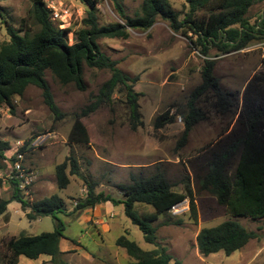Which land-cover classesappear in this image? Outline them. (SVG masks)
Wrapping results in <instances>:
<instances>
[{
    "label": "trees",
    "instance_id": "1",
    "mask_svg": "<svg viewBox=\"0 0 264 264\" xmlns=\"http://www.w3.org/2000/svg\"><path fill=\"white\" fill-rule=\"evenodd\" d=\"M87 7L81 21V28L73 33V42L67 40L68 30H60L50 21L49 11L43 0H33L27 16L20 22L19 29L10 26L1 13L8 41L0 44V108H13L15 98L22 97L27 88L34 87L40 92L55 122L64 119L52 96L45 79V72L62 86L73 85L84 92L83 66L94 71H107L110 78L98 89L91 103L79 113L74 114L73 124L67 137V145L89 146L91 132L81 121L102 106L110 108L115 103L123 104L132 130L143 127L138 94L132 89L136 79H131L117 69V63L100 51L101 39L128 38V31H147L157 20L167 22L175 33L195 37L193 48L203 57L200 67L201 84L190 94L187 111L178 110L170 115L169 111L157 115L152 123L154 131H159L174 122L175 116L183 119V132L176 143L175 151L184 147L190 129L207 119V114L199 103L205 100L219 115L234 114L235 94L223 90L214 74L215 61L210 53L224 55L239 52L253 42H264V10L252 25L248 20L250 9L264 0H183L188 12L179 20V15L170 4L171 0H143L139 11L133 17L126 15L122 0H107L120 22L100 26L97 21L98 0H81ZM264 75H256L248 82L242 95L240 110L235 127L228 136L215 145L203 148L198 158L190 162L194 165V178L197 194L201 192L216 199L232 219H264ZM123 97L121 101L115 97ZM203 99V100H202ZM32 139L26 141L30 146ZM25 146L19 152H24ZM9 145L0 141V155ZM79 161L70 152L62 163L55 167V182L58 190H65L70 177L87 182L81 174ZM197 163V164H196ZM128 184H115L113 189L121 199L113 198L105 191L95 192L99 183H88L85 197L80 198L74 212H80L107 202L122 205L123 213L131 226L136 227L144 242L153 245L145 251L125 236L116 239V246L125 250L130 257L128 264H181L172 260L165 248L157 244L156 228L153 224L161 217L171 218L170 210L179 203L190 199L191 219L197 221V209L193 201V191L189 176L185 175L179 185L172 184L166 172L154 166L152 172L144 174L130 172ZM11 200L28 211L26 217L32 221L51 217L55 223L53 232L37 236L5 237L0 241V264H17L23 256L35 260L40 256H50L51 263L61 253L58 240L62 225L57 217L64 211L65 203L57 195L40 201L31 202L25 198L17 183H10ZM177 187L175 190L174 187ZM8 201L0 198V216L6 211ZM148 207L142 211L135 206ZM150 209V210H148ZM177 221L176 223H178ZM256 234L246 230L240 223L228 219L220 224L202 228L196 236L199 254L207 257L223 253L226 257L242 250Z\"/></svg>",
    "mask_w": 264,
    "mask_h": 264
},
{
    "label": "rangeland",
    "instance_id": "2",
    "mask_svg": "<svg viewBox=\"0 0 264 264\" xmlns=\"http://www.w3.org/2000/svg\"><path fill=\"white\" fill-rule=\"evenodd\" d=\"M53 1L59 7L69 11V24L61 29L69 31L66 37L71 44L73 33L81 28V21L85 16L87 7L81 0ZM142 1L122 0L126 15L133 17L139 11ZM32 2L33 0H0L1 13L6 22L17 30L21 20L27 16L31 9ZM170 4L172 9L178 13V19L182 20L188 12L184 1L171 0ZM262 6L263 4L255 5L250 9L248 13L250 23L255 22V18L262 11ZM96 16L100 26L120 22L107 0H98ZM128 34V38L125 40L101 39L98 43L100 51L117 63L118 70L131 79H136L132 84V89L139 95L138 105L144 126L132 130L128 124L126 108L120 103H115L110 108L102 106L81 120L90 130L92 140L89 146L74 145L72 148L69 147V154L70 152L75 154L79 161L80 172L87 181L85 183L79 179L78 185L81 194L77 197L74 196V207L80 198L85 197L88 183H99L95 189L96 193L105 191L111 194L113 198L121 199L118 196L119 193L113 189V185L128 184L129 182L126 180H128V174L132 170H135V173L143 171L144 174H148L152 172L154 166H159L166 172L168 180L176 186L181 183L185 175L189 176V183L194 196L193 201L197 209V221L194 222L189 211L190 199L187 198L184 200L186 201L184 213L176 216L171 214L170 219L169 217H161L153 224L157 229V244L166 249L172 260L179 261L181 264H264V219L256 221L248 218L232 219L226 214L224 208L217 204L215 198L205 192L197 194L198 184L194 178V165L190 164L196 156L201 154L202 146L215 144L219 141L220 136L223 138L225 134L228 136L232 132L238 119L237 113L241 106L245 87L252 77L261 74L259 72L262 71L263 67H260L258 73L252 75L247 83L243 81L238 85L237 91H227L234 93L235 98L238 99L237 102L234 99V103L239 102L234 108V114L223 115L220 118L218 112L212 113V109L206 108V103V107L202 106V108L207 114V119L202 121L201 125L198 123L193 126L187 134L184 147L175 151L176 143L184 129L182 116L176 115L172 124L159 131L153 130L152 123L157 114L166 111H169L170 115L175 114L178 103L185 101V95L198 87V65L202 63V59L198 50H195L192 45L195 37L191 34L175 33L170 29L167 22L160 19L147 31L129 30ZM6 41H8V37L5 24L0 19V44ZM262 43L258 42V49L262 48ZM222 56L224 55L218 54L211 57L217 65L216 75L220 80V87L228 82V72H230L228 69L230 62ZM242 61L241 58L236 59L238 65H241ZM109 78L110 74L107 71H94L84 65L83 81L86 90L79 92L73 85H60L50 72L46 71L45 79L56 105L65 115L64 119L55 122L46 106L43 105L40 92L34 87H29L22 97L14 99L11 110L4 106L6 109L0 111V114L8 113L12 117L7 124L5 121L4 125H14L19 136H23L25 141L42 136L44 139L42 145L34 150L42 149L52 143L58 144L57 147L59 148L55 151L58 156H61L62 151H66L67 148L60 143H67L74 114L79 113L91 103V99L97 95L99 87ZM115 98L119 101L124 99L121 96ZM158 99H160L159 104L157 103ZM96 157H101L108 164L97 162L99 160ZM128 162L133 169H129V165L123 167V164ZM72 178L74 179L73 176ZM78 185L72 182L67 191L75 195L78 194ZM176 186L174 187L175 190L177 189ZM120 212L115 221L112 222L111 233L105 236L102 230H98L96 227L92 232H88V234L97 233V237L93 240L94 244L85 247V251L94 254L90 264H116L111 262L113 259L108 255H111L115 248L112 241L120 236H125L123 230H119L118 221L125 220L127 223L125 226L129 228L128 220L121 209ZM57 217L62 225V229H60L62 234L58 241H70L72 246L75 245L76 247L77 240L81 241L82 246L86 244L85 241H89V239L81 237L80 234L84 236L83 228L79 227L77 222L67 218L65 214H59ZM228 219L237 221L246 230L255 233L256 238L251 240L239 253H234L229 257L221 252L207 257L201 256L196 248L198 232L202 228L216 226ZM46 221L42 227H45L46 224L50 225L51 227H49L53 232L56 229L53 219L48 218ZM177 221L179 222L176 223ZM40 230L45 231L46 229ZM130 230L129 235L125 237L136 242L141 249L151 251L155 248L153 245L144 242L142 234L136 227H131ZM29 232L38 231L30 230L23 234ZM103 249L106 252H98ZM119 249L121 248L119 247ZM58 251L60 252L59 247ZM112 256L114 257V254ZM71 257L69 254L61 253L55 258L54 264H85L81 258Z\"/></svg>",
    "mask_w": 264,
    "mask_h": 264
},
{
    "label": "crops",
    "instance_id": "3",
    "mask_svg": "<svg viewBox=\"0 0 264 264\" xmlns=\"http://www.w3.org/2000/svg\"><path fill=\"white\" fill-rule=\"evenodd\" d=\"M261 4H263L262 11L255 18V22H256L257 18L259 16H261V14L263 13L264 2L257 4V5H261ZM249 23H250V21H249ZM254 23H250V24L253 25ZM188 34H190V33H188ZM259 43H261V42H259ZM257 44H258V42H253L247 48H245L239 52H233L232 54H229V55L224 54V56H222L223 58H226V60L230 62L229 67H228V69L230 70V72H228L229 73V75H228L229 80H228V82H226V84H224V86L221 87L223 90H225V91H229V90L237 91L236 90L237 86L240 85L243 81H245V83H247L249 81V79L252 77V75L258 73L260 67H263V69L259 73L264 75V71H263L264 70V63L262 62L261 50L257 48ZM210 55H211L210 57H214L215 52L212 51L210 53ZM227 56H228V58H227ZM222 57H219V58H222ZM200 58L203 61V57L200 56ZM238 58L239 59L241 58L243 60L241 62V65H238V63L236 62V59H238ZM250 58H252V59L250 60ZM210 59H212V58H210ZM200 67H201V63H199V65H198L199 81H198L197 86H199L201 84ZM216 68H217V65L215 63L214 74L217 77ZM218 80H219V78H218ZM219 82H220V80H219ZM197 86H195V87H197ZM170 89L172 90V88H170ZM192 92L193 91L188 92L187 95H185V97H184L185 101H183L182 103L181 102L178 103V108L176 109V112H178V110H183L184 112L187 111L186 104H187L188 98ZM235 100H236V102L238 101L237 98H235ZM236 102H235V107L239 103V102L238 103H236ZM157 103L158 104L160 103V99H158ZM199 104L201 107L202 106L206 107L205 100L201 101ZM173 107H175V106H173ZM206 108L207 109L210 108L213 111L212 113H216V111L214 112V109L211 108L208 104H207ZM3 109H6V107L0 108V111H4ZM239 110H240V108H239ZM139 111H140V106H139ZM238 113H239V111H238ZM238 113H237V116H238ZM2 115H3V117H2ZM157 115H159V114H157ZM228 115H230V114H228ZM228 115H225V116H228ZM218 117L221 118V115H218ZM11 118L12 117L8 113L7 114L6 113L0 114V140L8 143V145H9V149L3 151V153L0 155V198L9 202L7 207H6L5 213L0 216V241H1V239L5 238V237H18L20 235L37 236V235L42 234V233L52 232L50 225L46 224V225H44L45 227H42V224L44 222H47L46 220H48V218H51V217L38 218V219H35L32 221L28 220L26 217V214L28 213V211L22 210L19 203L11 200V197H12L11 184L4 182L2 180V175L14 163L16 154L20 153V154H23V156H24L23 161H22L23 169L27 172H31L35 177V180L32 183V185L27 189V192L24 193L23 195L25 196V198L27 200H29L31 202L40 201V200H42L44 198H48L52 195H57V196H59L60 199H62L64 201L65 207H64V211L62 214H65L67 216V218L72 219L75 222H77L79 227L83 228L84 236H82V234H80L81 237L87 238V239H89V241H85L86 244L82 246L80 244L81 241L77 240V244H76L77 247L75 245L72 246L70 241H59L58 242L59 250L61 253H64L66 255L69 254V256H72V257L76 256V257L81 258L85 262V264H87V263L90 264L93 260L94 254H92L91 252L88 253V251H85V247H86V245L94 244L93 240L97 237L96 236L97 233L96 234H94V233L88 234V232L89 231L92 232L94 227H96L98 230H102V233L105 236L107 234L111 233L112 231L110 228H111L112 222H114L116 219V216H118V214L121 213L120 209L123 212V206L122 205L114 206L111 203L107 202L105 204L95 206L94 209L89 208V209H86V210H83L80 212H74V205H73L74 204L73 200L75 198L74 196L77 197L78 195L81 194V189L79 188V185H78L80 183V180L78 178H75V177H74V179L72 177H70V184L72 182H74V184L78 185V188H77L78 194H76V195L74 193L72 194V193L67 191L70 184L68 185V187L65 190L60 191L57 189L56 182H55V167L57 165H59L61 162H63L64 159L66 158V156H68V154H69V146L67 145V143L66 142L60 143L64 146H66V148H67V150H66L67 154H66V151L63 150L61 153V156H58V154H56L57 152L55 150L59 147H57L58 144H54V143L46 145L42 149L33 150L30 148V146H25L24 143L28 140L25 141L23 136H19V133L16 130V127L14 125H12V126L11 125H9V126L4 125L5 121L7 124ZM11 123H13V121H11ZM199 123H200V125L202 124L201 122H199ZM225 136H226V134L223 136V138ZM221 137L222 136L219 137V140L222 139ZM215 144H212V145H215ZM22 146L23 147L25 146V150H24V152H19V149ZM206 146L207 145L202 146L201 148L203 149ZM196 158H198V157L196 156ZM96 159L99 160L97 162H104V164H108V162L105 161L104 159H102L101 157H96ZM123 165H124L123 167H127V165H129V169H133V167L131 166V164L129 162L127 164H123ZM131 172L133 173V172H135V170H132ZM126 181H128V180H126ZM116 207H118V208H116ZM135 208H136V210L142 211L143 209L146 210L148 207H142L141 205H136ZM148 210H150V209H148ZM158 220H160V219H158ZM127 222L129 223V228H126L127 223L125 220H123L122 222L118 221L119 230L122 229L124 233H125V231H128V235H129V233L131 231L130 228L133 226H131L129 221H127ZM99 224H100V226H98ZM38 228H39V230H37ZM40 229H46V230L44 231V230H40ZM30 230L31 231H38V232H29V233L23 234V233L30 231ZM100 241H101V239H100ZM109 242H111V241H109ZM112 242L114 243V246H115V248L112 252V254H114V257L112 256V254L108 255L113 259L111 262L116 263V264H128L129 262H131L130 257L126 254L124 249L121 248V249H119L120 251L118 250L119 247L116 246V244H115L116 240L112 241ZM104 251L106 252L105 249L99 250L98 252L103 253ZM118 251H119V253H117ZM240 251H238V253ZM235 253H237V252H235ZM51 261H52V258H50L49 256L48 257L47 256L46 257L40 256L35 260H30V259H27V258L21 256L18 258L17 264H50Z\"/></svg>",
    "mask_w": 264,
    "mask_h": 264
},
{
    "label": "built area",
    "instance_id": "4",
    "mask_svg": "<svg viewBox=\"0 0 264 264\" xmlns=\"http://www.w3.org/2000/svg\"><path fill=\"white\" fill-rule=\"evenodd\" d=\"M43 3L45 5V8L49 11L50 21L53 24L57 25L58 29L64 30L61 28H65V26L69 24V20H70L69 11L59 7L57 3L54 2L53 0H43ZM260 50H261L262 60L264 63V42L262 43V48H260ZM43 141L44 139L42 138V136L33 139V141H31L30 143V148L33 150L38 148L39 146L42 145ZM23 158H24L23 154L20 153L16 154L14 163L2 175V180L7 183H17L18 188L22 192L26 193L27 189L34 182V175L31 172H27L23 169L22 166ZM184 203H186V201H183L178 205L172 207L170 213L174 216L184 213V211L186 210L184 208Z\"/></svg>",
    "mask_w": 264,
    "mask_h": 264
}]
</instances>
